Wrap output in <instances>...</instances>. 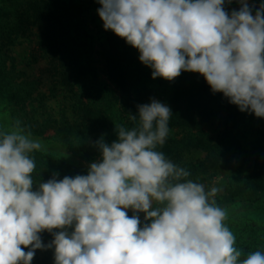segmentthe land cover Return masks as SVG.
Instances as JSON below:
<instances>
[{
  "label": "clouds",
  "instance_id": "obj_1",
  "mask_svg": "<svg viewBox=\"0 0 264 264\" xmlns=\"http://www.w3.org/2000/svg\"><path fill=\"white\" fill-rule=\"evenodd\" d=\"M238 2L229 14L225 0H98V15L153 79L198 73L213 93L264 118V2L255 15ZM137 107L131 128L116 125V140L95 142L101 159L86 175L54 173L36 190L31 154L41 142L19 120L0 130V264H31L37 249H54V264H264L260 250L241 259L219 188L187 179L157 150L171 108L156 99ZM45 231L54 236L47 245Z\"/></svg>",
  "mask_w": 264,
  "mask_h": 264
},
{
  "label": "trees",
  "instance_id": "obj_2",
  "mask_svg": "<svg viewBox=\"0 0 264 264\" xmlns=\"http://www.w3.org/2000/svg\"><path fill=\"white\" fill-rule=\"evenodd\" d=\"M253 15L259 8L254 3ZM74 6L66 0H2L0 5V101L7 102L13 124L21 126L34 136H46L70 143L85 156L100 154L95 142L103 137L111 144L117 139L115 126L124 124L131 128L129 113H138V105L144 100L156 99L157 88L152 78V69L137 58L135 48L111 30L106 31L103 51L105 75L117 92L110 91L99 83V75L91 64V43L84 21L79 19V28L70 27L78 18L67 14ZM225 10H239L240 3H228ZM34 26L38 27V41L32 55L33 62L45 60L54 86L50 94L42 92L37 79L27 77L18 70L12 47L27 39ZM61 93L68 99L60 112L47 106L52 97ZM166 105L172 110L168 127L190 128L202 122L216 130V136L205 134L186 135L182 139L166 140L157 150L162 151L173 163L186 169L187 179L201 183L213 177L219 170L233 172L231 153L241 147L238 139L243 113L230 106L223 117L217 107L224 100L222 93H213L204 77L198 73L182 72ZM114 110L119 112L116 116ZM138 115V114H137ZM256 157L247 164L248 174L244 179L231 177L230 189L215 201L237 203L245 199L251 211L231 216L243 221L233 234L236 246L243 250L241 259L250 252L264 251V118L257 119ZM195 150L206 152V158L197 163L184 162V157ZM32 157L36 168L32 178L36 183L47 182L65 176L86 175L87 172L64 162L53 155L34 151ZM128 215H133L128 212ZM141 220V226L146 222ZM227 223V221H226ZM53 234L41 233L47 245ZM28 249H25L27 251ZM31 264H54V250H45L44 256L35 253Z\"/></svg>",
  "mask_w": 264,
  "mask_h": 264
},
{
  "label": "rangeland",
  "instance_id": "obj_3",
  "mask_svg": "<svg viewBox=\"0 0 264 264\" xmlns=\"http://www.w3.org/2000/svg\"><path fill=\"white\" fill-rule=\"evenodd\" d=\"M67 2L74 4L67 11L68 15L74 18H78L74 21L73 25L70 27L72 30L79 28V19L84 21V25L89 34L88 41L91 43V64L96 68L99 75V83L102 86H106L108 90L117 92L115 86L109 81L105 75V61L103 58V51L106 45V30L103 27V21L98 15V9L101 5L98 0H66ZM233 3H239L238 0H232ZM248 3H254L258 6L264 0H247ZM2 0H0V5ZM77 31V30H76ZM38 27L34 26L31 35L20 42L19 44L12 47V54L16 57L18 70L23 72L27 77L31 79H37L41 83L42 92L50 94V89L54 86L51 74L49 72L48 64L45 60L39 62H33L32 55L36 50ZM136 51L137 58H139V51ZM182 75V73H181ZM181 75L174 81L169 82L162 78L157 77L153 79L155 87L157 90V95L159 96L156 100L166 104V100L169 99L173 93L176 82L181 77ZM65 94L61 93L59 97H52L48 100L47 106L50 107L54 112H60L68 103V99H65ZM224 103L217 107L220 114L223 117L227 115V107L239 110L238 106L231 104L229 100L223 96ZM152 100V99H151ZM151 100H144L142 104L151 103ZM240 111V110H239ZM116 116L119 115L117 110H114ZM241 112V111H240ZM242 122L239 125L238 139L241 143L239 149L232 151V167L233 172L228 170H219L213 177H207L202 180V184L205 185L206 190L212 187L219 188V192L214 196L216 199L218 196H224L228 193L230 189L231 177H238V179H244L248 174L247 164L251 162L256 157L258 149H254L257 143L258 136H256V123L258 117L254 113L242 112ZM13 125L10 107L7 102L0 101V130H11ZM192 134H205L210 137L216 136V130L209 126L207 123L202 122L198 125L192 126L190 128H173L169 129V134L166 140L170 139H182L186 135ZM34 140H38L42 144V150L37 152L53 155L64 162L88 172L89 166L92 162H98L101 159V154L95 156H85L81 152L77 151L70 143L57 140L46 136H34ZM206 158V152L202 150H195L191 154H187L184 157V162L197 163L198 161H203ZM38 189V183H34L33 190ZM220 207L227 212V226L234 233L239 229V225L243 222L240 219H232L231 216L244 213L246 211H251L250 205L245 199L239 200L237 203H224ZM129 213L133 212L128 210ZM140 219L144 218V213H138ZM54 238V237H53ZM52 238V240H53ZM54 249H49L52 251ZM36 254L44 256L45 250L37 249Z\"/></svg>",
  "mask_w": 264,
  "mask_h": 264
}]
</instances>
